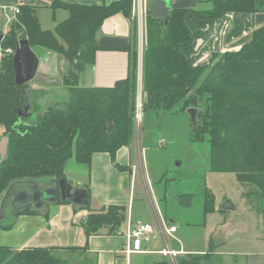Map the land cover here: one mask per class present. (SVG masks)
<instances>
[{"label": "trees", "instance_id": "1", "mask_svg": "<svg viewBox=\"0 0 264 264\" xmlns=\"http://www.w3.org/2000/svg\"><path fill=\"white\" fill-rule=\"evenodd\" d=\"M211 3L205 10L177 9L163 19L150 18L143 51L142 110L149 108L186 111L198 108L194 137L210 145V169L230 172L238 183L259 197L258 211L264 227V27L256 29L240 48L215 53L210 62L192 65L180 52L193 36L184 14L199 18H219L228 12H258L264 0H196ZM20 12L0 41L2 48H15L26 39L31 48L54 51L67 62L61 84L68 99L37 108L34 116L17 124L16 109L21 90L14 82L12 57L4 58L0 70V126L8 138L7 152L0 162V200L6 188L22 182H47L64 177V165L72 157L91 165L92 155L106 152L116 168L115 154L133 136L137 53L134 44L128 51V72L113 86H79L80 74L94 63L98 46L97 31L103 21L115 14L131 20V0H115L104 5H81L54 0L51 8H61L68 17L53 31L42 30L35 8L19 5ZM133 37V36H132ZM134 40V38H133ZM60 84V85H61ZM30 91V90H29ZM41 90H31V96ZM30 96V97H31ZM31 205L15 209L9 201L0 208V228L11 229L20 214L49 215V206ZM64 202V201H63ZM190 203V196L180 199ZM215 196L205 188L204 214L214 211ZM221 210V209H220ZM125 205L109 204L90 211L82 220L86 236L117 233L126 220ZM54 247L27 246L15 249L0 245V264H59Z\"/></svg>", "mask_w": 264, "mask_h": 264}, {"label": "crops", "instance_id": "2", "mask_svg": "<svg viewBox=\"0 0 264 264\" xmlns=\"http://www.w3.org/2000/svg\"><path fill=\"white\" fill-rule=\"evenodd\" d=\"M53 1L0 0V34L2 35L0 41L9 31L11 23L17 16V14L15 15L9 10L15 6L19 8L21 4L35 8L38 23L42 30L53 31L58 23L68 17L66 10L51 8ZM57 1L81 5H104L115 0ZM210 7L211 3L209 2L195 0L189 9L205 10ZM184 21L193 39L190 44L181 46L180 52L192 65H198L211 58L215 53L236 50L248 42L254 30L264 27V4L262 10L258 12H228L219 18H199L191 11H187L184 14ZM103 35L125 37L128 46L131 43L135 45L137 53L135 100L138 98L142 99L143 51H140L138 32L135 30L134 22L120 13L115 14L105 19L98 29L97 37L99 38ZM10 49L14 50V48ZM124 49L101 48L97 50L94 56V63L87 66L80 74L78 85L105 88L113 86L117 80L126 77L129 55L128 51ZM12 53L10 54L11 57ZM8 55L0 43V70L4 58ZM65 63L66 61L60 58V60H56V68L53 71L45 70L48 73L37 76L33 84L39 87L30 89V91L41 90L39 93L36 92L35 96L32 97L31 93H29L30 91L27 90L32 108L30 117L34 116L38 111L36 109L34 111L33 108H45L55 101L62 102L68 99V90L61 84L62 74L66 72L63 66ZM132 139L127 146L121 147L115 154L114 162L120 165L119 168L114 166L111 156L108 153L97 152L92 155L90 166L77 163L73 157L67 160L64 165V177L68 170L70 171L72 168L73 172L78 173L75 176L71 175L72 177H69V179L66 177L67 181L83 185L87 189L90 198H96L102 207L109 204L126 206L132 197L131 182L133 175H136V171L131 163L130 147L132 145ZM7 144L8 138L4 134V127L0 126V162L6 155ZM69 166L72 167L70 168ZM130 177L131 180L129 183ZM111 178H115V182ZM225 204L233 205L234 209L223 208L222 206ZM37 206L40 207L41 205ZM219 209L231 211L235 210L236 207L230 199H226L225 202L218 206L215 198L214 212H217ZM88 210L90 209H80L68 201H62V203H52L49 206L48 218H45L41 214H20L17 216L11 229L23 233V235L16 238L14 244H6V246H11L15 249H21L27 246L54 247V254L60 260L59 264H192L190 263L189 255L204 254L203 249L202 251L186 249V246L181 244L179 238L173 236L170 238L172 239L171 242L169 239L171 247L183 251V253L175 257V263H171L166 256L156 252L162 247L154 250L148 249L146 245L151 240L144 244L146 251L126 256L123 252V244L126 223L127 220H130L129 215L126 214V220L117 233L107 234L100 232L86 236L82 220L85 218ZM173 222L170 219L168 223L173 225ZM154 239L156 240L157 237ZM161 245L163 246L162 241ZM199 252H202V254ZM179 256H183V258L177 262ZM246 264H264V249L254 250L249 253Z\"/></svg>", "mask_w": 264, "mask_h": 264}, {"label": "rangeland", "instance_id": "3", "mask_svg": "<svg viewBox=\"0 0 264 264\" xmlns=\"http://www.w3.org/2000/svg\"><path fill=\"white\" fill-rule=\"evenodd\" d=\"M148 7L146 31L148 21L154 18L150 0ZM204 62L209 63L210 58ZM63 66L67 71V62ZM38 87L29 82L27 90ZM177 106H173L174 111L155 108L142 111L139 129L142 168L138 162L135 127L133 129L130 153L136 175L131 182L132 197L126 204L129 219L132 223L154 226L157 216L165 219L166 224L173 220L177 229L174 237L179 238L186 249L204 250V254L199 252L202 255H189L192 264H246L249 253L264 249L257 192L238 183L233 173L210 169L209 142L194 137L189 115L186 111H176ZM76 173L71 168L65 177L69 179ZM111 179L115 182V178ZM130 180L131 177L129 183ZM205 188L211 189L218 206L230 199L236 209L204 214ZM185 195L190 196L188 205L180 203ZM21 235L23 233L12 229L0 228V245L14 244ZM146 247L159 249L161 241L152 237ZM181 258L183 256H179L177 262Z\"/></svg>", "mask_w": 264, "mask_h": 264}, {"label": "water", "instance_id": "4", "mask_svg": "<svg viewBox=\"0 0 264 264\" xmlns=\"http://www.w3.org/2000/svg\"><path fill=\"white\" fill-rule=\"evenodd\" d=\"M151 16L158 19L166 18L169 13L177 9H189L195 0H150ZM2 35L0 34V39ZM98 46L101 48H126L128 46L125 37L116 35H103L98 38ZM60 55L46 48H31L26 39H19L12 53L14 82L22 86L29 82H35L37 76L48 73L56 68V60H60ZM47 70V71H45ZM54 73V72H53ZM31 102L26 88L21 90L19 107L16 109L18 117L17 123L24 118L31 116ZM192 126L195 128L198 124V108L189 107L186 109ZM20 181L10 184L1 200V205L9 200L19 185ZM28 191L32 193L33 202L43 204L44 202L68 201L73 206L80 209L89 208L91 211H98L102 205L96 198H90L87 189L80 184L68 182L66 177L59 180H49L47 182H30ZM21 187V186H20ZM36 203V205H37ZM225 209H234L231 204L222 206Z\"/></svg>", "mask_w": 264, "mask_h": 264}, {"label": "built area", "instance_id": "5", "mask_svg": "<svg viewBox=\"0 0 264 264\" xmlns=\"http://www.w3.org/2000/svg\"><path fill=\"white\" fill-rule=\"evenodd\" d=\"M148 2L149 0H131V20L134 22L135 27L137 28L140 51H144L147 44L146 18L149 10ZM9 11L16 15L19 13V8L15 6ZM5 52L11 54L13 49L7 48L5 49ZM142 111V99L138 98L135 100L134 127L135 133L137 134V155L139 156L138 162L140 167L142 166V150L140 149L139 129ZM164 220L165 219L157 216L155 226L150 223H132L130 220H127L123 244L124 254L128 256L131 254L144 252L146 251L144 249V244L148 243L152 237H158L162 241L163 246L156 252L166 256L171 263H175V257L183 253V251L176 250L171 247L169 239L174 236L176 226L170 225L169 223L166 224Z\"/></svg>", "mask_w": 264, "mask_h": 264}, {"label": "flooded vegetation", "instance_id": "6", "mask_svg": "<svg viewBox=\"0 0 264 264\" xmlns=\"http://www.w3.org/2000/svg\"><path fill=\"white\" fill-rule=\"evenodd\" d=\"M24 186L25 185L22 184L16 187L15 191L11 193V196L8 200L9 204H11L12 207L14 206L15 209H24L25 207L36 205L37 203V202H33L31 195L32 193H30L28 191V188L26 189ZM43 204H41V206ZM37 205H40V203H37ZM0 208H1V203H0Z\"/></svg>", "mask_w": 264, "mask_h": 264}]
</instances>
